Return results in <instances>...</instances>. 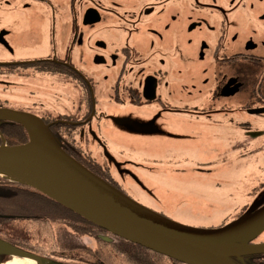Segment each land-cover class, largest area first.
<instances>
[{"label": "flooded vegetation", "instance_id": "1", "mask_svg": "<svg viewBox=\"0 0 264 264\" xmlns=\"http://www.w3.org/2000/svg\"><path fill=\"white\" fill-rule=\"evenodd\" d=\"M105 1L107 5L97 0H0V96L12 86H19L14 80H28L36 74L46 73L69 81L79 91V98L73 101L79 106V115L38 118L67 154L133 200L106 162L100 163L92 155L91 141L85 138L94 115L95 95L83 68L92 63L99 67L104 93L115 104H129L141 113L179 117L190 114L196 123L217 129L230 121L236 128H243L250 140H255L257 135L252 128L264 125V0ZM108 32L114 43L119 42L117 45L109 42ZM88 44L90 52L86 49ZM74 48L78 49L76 60ZM184 62L194 65L196 71L187 69V73H193L194 77L190 78L199 81L172 89L170 78L183 73V69L173 71V68L184 66ZM188 96L191 97L186 99ZM13 102L0 97V108L33 115L24 109L23 103H19L21 108L10 107ZM218 110L230 111L232 115L227 117L228 121L204 117L208 111ZM1 124L16 141L19 128L25 131L13 121L1 120ZM25 133L23 144L29 142ZM78 137L87 140L88 145L79 143ZM249 209L245 206L236 218ZM64 218V227L50 232L56 243L68 240L66 232L73 228L69 227L70 217L64 215ZM76 231L79 236L86 233L95 241L94 250L84 252L96 258L94 262L39 253L38 248L17 241L26 249L23 250L15 244L13 236L6 235L3 241L27 254L37 252L64 264H108L97 258L98 254L115 253L117 248L132 251L130 260L119 257L123 264H155L154 256L141 254L138 246L105 230L85 225ZM258 238L249 243L264 245V236ZM76 245L84 248L79 243ZM7 256L0 255L1 262L22 259ZM233 262L264 264V253L236 257Z\"/></svg>", "mask_w": 264, "mask_h": 264}, {"label": "rangeland", "instance_id": "2", "mask_svg": "<svg viewBox=\"0 0 264 264\" xmlns=\"http://www.w3.org/2000/svg\"><path fill=\"white\" fill-rule=\"evenodd\" d=\"M97 1L107 5L105 0ZM109 33L107 39L111 42L112 34ZM118 43L111 42L114 46ZM86 47L89 51V44ZM77 50H73L75 60ZM83 69L94 86L95 95L92 102L94 115L85 138L91 141L92 155L100 163L106 162L134 201L154 212L163 213L178 224L213 229L225 222L232 223L245 206L256 207L264 200V125L252 128L251 131L257 135L252 141L242 131L243 128H236L230 121L217 129L196 123L190 114L179 117L157 112L141 113L129 104H115L108 98L97 64L92 63ZM181 69L182 75L173 74L170 78L172 89H181L199 81L190 78L194 77L193 73H187V69L188 72L196 71L193 64L184 62V66H177L173 71ZM13 82L19 86H12L0 96L14 101L10 107L21 108L19 103H23L24 109L37 118L79 115V106H75L79 91L66 79L42 73L28 80ZM231 115L230 111L218 110L208 111L204 117L228 121L227 117ZM86 141L78 137L79 143L88 145ZM148 159L151 161L145 162ZM19 225L23 224H14L16 227ZM29 229L34 236L28 244L38 248L39 253L53 255L57 249L50 233L48 236L40 235L37 229ZM263 236L264 233L259 238ZM91 246L92 251L95 243ZM83 256L85 261L94 262L96 259H92L90 254ZM115 262L123 264L117 259ZM161 263L173 264L169 261Z\"/></svg>", "mask_w": 264, "mask_h": 264}, {"label": "water", "instance_id": "3", "mask_svg": "<svg viewBox=\"0 0 264 264\" xmlns=\"http://www.w3.org/2000/svg\"><path fill=\"white\" fill-rule=\"evenodd\" d=\"M1 120L18 123L29 137L23 145L10 147L4 143L0 147V171L9 172L12 179L3 177L31 186L101 230L180 264H237L233 262L236 257L264 253V245L249 243L264 233V200L224 227L198 229L178 224L89 171L61 148L48 126L36 116L0 108ZM37 122L45 132L37 127ZM21 162L36 163L70 188L73 195L63 193L59 185L35 182L7 166ZM0 255L32 259L39 264H64L27 254L2 240Z\"/></svg>", "mask_w": 264, "mask_h": 264}, {"label": "trees", "instance_id": "4", "mask_svg": "<svg viewBox=\"0 0 264 264\" xmlns=\"http://www.w3.org/2000/svg\"><path fill=\"white\" fill-rule=\"evenodd\" d=\"M3 125L4 124L0 125V147L4 143L10 147H13L16 145H22L23 142H25H22V140H24V138L26 137V133L24 130L16 126L17 128H19L18 131H21L19 134L16 133L18 135L16 141L8 136L9 131L5 129L6 127H4ZM54 140L57 139L54 138ZM0 194V240H6V235L13 236L12 238L16 240L15 244L23 250H26L25 248L21 247L22 245L20 246L18 242L20 243L22 241H25L27 242L26 245L30 246L28 242L30 243L31 239L34 236V232H32V229H29L30 227L37 229L38 233L40 232V235H44L45 231H47V233H50V231L54 232V229L57 230L60 229V227H64L66 221L64 215H68L72 220L71 224H69V227L73 228L71 230H68L71 232H66L68 240L61 241V243L55 242L57 250H55L54 255L58 258L65 257L68 259L81 260L84 259V252L93 249L91 245L94 244L95 241L88 237L86 233H82V235L79 236L78 232L76 231V228L82 229V227H85V225L90 226L92 229L100 228L95 225H92L84 218H81L79 215L75 214L73 211L69 210L64 205H61L60 203L58 204L49 196L47 197L46 195H43L41 192L35 190L29 185H23L17 182H10L6 178H2L1 176ZM5 215L8 217L6 218ZM19 216L25 218L31 217V220H23L22 218H18ZM16 222L23 225H19L16 227L14 226ZM23 222L27 224H24ZM75 243H79L84 248H90V250H84V248H81ZM86 245L89 247H86ZM137 246L139 247L141 254H151L152 256H154V259L156 261L155 264H162L161 261L172 262V259L170 260L163 255H158L150 250H146L145 248L139 245ZM32 254L41 256V254L37 252H34ZM99 256L100 255L98 254L97 258L101 259V261L103 258L104 261L106 260L108 264H115V258L118 260V262H120L119 257H122L124 259L128 258V260H130L132 257V251L129 249L120 251L117 248L115 250V253H105L103 256ZM8 257L9 255L6 258ZM2 263H6L5 259H3Z\"/></svg>", "mask_w": 264, "mask_h": 264}, {"label": "bare ground", "instance_id": "5", "mask_svg": "<svg viewBox=\"0 0 264 264\" xmlns=\"http://www.w3.org/2000/svg\"><path fill=\"white\" fill-rule=\"evenodd\" d=\"M37 127L42 130V131H46L38 122L36 123ZM12 171L16 170L22 174H26L28 177H30L33 181H37L40 182L41 184H49L51 186H56L59 185V187L63 188V193L67 194V195H73L72 191L70 190V188H68L64 183H62L59 179L55 178L51 173H48L46 171H44L39 165H37L36 163H29V162H25V163H14V164H9L7 165ZM9 172H5V171H0V175L5 176L8 179H12V177L10 175ZM6 264H39L38 262L29 259V260H22V259H12L10 261H8Z\"/></svg>", "mask_w": 264, "mask_h": 264}]
</instances>
